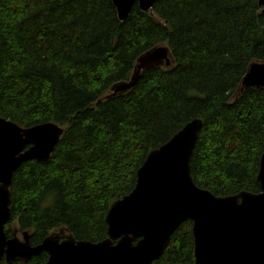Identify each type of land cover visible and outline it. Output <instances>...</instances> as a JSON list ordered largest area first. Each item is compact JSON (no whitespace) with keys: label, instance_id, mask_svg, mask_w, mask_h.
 <instances>
[{"label":"trees","instance_id":"trees-1","mask_svg":"<svg viewBox=\"0 0 264 264\" xmlns=\"http://www.w3.org/2000/svg\"><path fill=\"white\" fill-rule=\"evenodd\" d=\"M160 46L170 67L145 70L133 90L108 97ZM260 61L259 0H157L153 12L136 3L125 21L112 0H0V117L64 129L49 162L15 172L7 236L28 232L32 246L52 234L107 239L108 212L134 190L148 154L195 119V183L218 197L260 193L264 89L242 92ZM192 227L183 223L153 264H194ZM48 260L42 252L0 264Z\"/></svg>","mask_w":264,"mask_h":264},{"label":"water","instance_id":"water-1","mask_svg":"<svg viewBox=\"0 0 264 264\" xmlns=\"http://www.w3.org/2000/svg\"><path fill=\"white\" fill-rule=\"evenodd\" d=\"M112 2L119 20L125 21L136 3L142 12H153L157 0ZM259 6L264 14V0H259ZM135 65L130 80L114 85L108 97L133 90L145 70L170 67L169 47L146 51ZM261 88L264 62L260 61L250 65L242 92ZM202 126V120H193L148 154L134 190L114 202L108 212L107 239L92 243L52 234L32 246L28 232L22 239L17 231L12 238L6 233L13 176L27 161L49 162L64 129L55 123L23 128L0 117V261L25 263L47 252L46 264H153L164 255L177 229L190 220L194 264H264V154L257 175L260 193L218 197L200 188L191 173L192 152Z\"/></svg>","mask_w":264,"mask_h":264},{"label":"rangeland","instance_id":"rangeland-1","mask_svg":"<svg viewBox=\"0 0 264 264\" xmlns=\"http://www.w3.org/2000/svg\"><path fill=\"white\" fill-rule=\"evenodd\" d=\"M263 9V8H262ZM112 89L109 91V94L111 95L112 94ZM109 96V95H108ZM18 237L22 239V234L21 233H18Z\"/></svg>","mask_w":264,"mask_h":264}]
</instances>
